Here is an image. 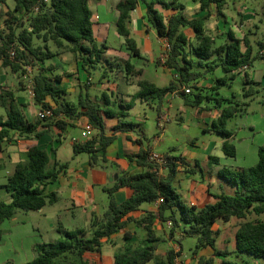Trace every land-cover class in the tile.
Here are the masks:
<instances>
[{"label": "trees", "instance_id": "16d2710c", "mask_svg": "<svg viewBox=\"0 0 264 264\" xmlns=\"http://www.w3.org/2000/svg\"><path fill=\"white\" fill-rule=\"evenodd\" d=\"M12 1L14 9L4 19L3 29L0 30V60L3 67L10 73L20 74L19 78L24 77V68L40 67L32 80L35 91L34 100L41 109L53 108V117L35 122L28 121L15 92L3 88L0 93V106L5 108L6 117H0V145L4 141H12L16 134L20 137L32 136L39 139L44 135V132L38 131L39 126L42 124L49 126L45 122L56 120L54 124L62 131L72 126V123L61 121L59 119L61 116H65L70 121L85 116L97 134L84 143L75 142L73 151L75 155L90 154L91 163L95 164L99 150L105 153L108 146L115 141L117 134L134 131L136 125L121 120L113 128V135L106 136L105 118L125 117L126 112H114L110 108L103 109L93 103L88 94L80 96L78 104L63 99L66 91L60 87L62 77L49 76L48 72L55 68L53 65L45 66V63L60 53L70 52L90 75L91 70L98 69L104 63L110 68L123 69L126 76L141 77L144 71L137 70L130 61L116 64L106 57L109 47L106 43H98L95 37L89 0ZM193 1L199 4L202 11L211 12L214 6L219 15H223V11L229 4V0ZM142 4L146 7L147 22L160 38L167 40L170 47L165 66L179 74L183 85H190L203 76L200 72L194 71L196 63L186 53L187 47H189V53L199 60L197 65L209 62L214 57L218 59L219 62L214 66L207 64L209 72L221 68L224 74L223 77L215 80L213 90L216 92L227 86L237 76H242L239 71L244 66H252L254 60L258 58V56L254 57L251 40L247 37L239 39L231 31L227 33L225 43L216 47L215 40L206 34L208 15L187 18L182 12L185 10L184 5L176 4L175 1L121 0L116 6L119 12L117 32L124 37L127 49L135 58L142 59V55L136 41L131 37L128 24L132 12ZM158 4L166 10L172 9L178 13L166 18L157 10ZM185 28L194 32L195 43L191 42L186 35ZM36 41L41 43L37 44ZM52 45L55 47L54 50L51 48ZM243 77L245 84L250 85L249 75L244 73ZM137 85L140 88L139 92L132 96L129 105H121L124 110L132 109L138 99L153 97L162 101L167 95L178 91L174 83L161 88L149 80L140 79ZM179 95L193 107H199L208 98L198 93L192 101H189L186 99L185 92H179ZM249 96V93L245 92V97ZM48 98L55 101L56 107L47 103ZM216 102L218 107H222L225 102L229 103V106L222 108L220 116L213 122V129L225 139L224 154L235 158L236 148L230 143L234 132L228 129L227 124L237 114L238 109L232 106V102L228 99L220 98ZM81 108L85 111H80ZM149 155V151H143L138 155H128L130 161H137L150 171L135 175L124 174L112 188H105L110 197L109 209L102 218H93L90 237H87L88 231L85 229L68 231L65 237L54 243L35 246L37 256L26 264H92L85 259L86 253L100 252L103 240L124 228L125 218L129 214L138 211L143 204L155 202H159L160 220L172 223L171 236H174L181 223L187 225L184 230L186 235L195 237L197 240L194 255H198L201 250L209 247L213 249L214 255L227 257V253L217 247L221 231L215 228L216 223L218 221L229 223L234 218L244 220L235 236L236 251L264 264V221L248 220L251 215L259 217L264 214V146L258 150L257 164L221 169L220 177L235 190L232 194L223 192L216 195L217 202L202 209L187 204L173 186L177 172V164L173 162V158L165 157L170 176L164 178L158 173V165L149 160ZM27 156L26 162L16 165L4 186L7 192L11 193L12 200L10 203L0 202V224L11 219L18 211H39L46 205L56 202V194L46 195L45 186L49 182H55L68 165H60L56 162L53 168H49V154L37 145L28 149ZM103 159L106 160L105 156ZM176 160L183 162L182 158ZM189 171L194 173L192 169ZM121 188H130L134 194L119 205L114 199V194ZM154 218L153 214H149L144 219L148 245L139 249L128 248L125 252L116 255L115 264H148L150 262L177 264L182 250L178 252L170 250L165 257L156 253L159 239L153 228ZM222 264L253 263L245 260L243 263L224 261Z\"/></svg>", "mask_w": 264, "mask_h": 264}, {"label": "crops", "instance_id": "0c3cea01", "mask_svg": "<svg viewBox=\"0 0 264 264\" xmlns=\"http://www.w3.org/2000/svg\"><path fill=\"white\" fill-rule=\"evenodd\" d=\"M120 1L121 0H95L94 2L89 0L93 17L95 15L100 17L99 21L94 23L95 37L98 43L108 44V51H115L116 49L126 47L124 37L120 36L117 32L119 12L117 11L116 6ZM230 2H232V0L229 1L228 5H230ZM259 2L260 0H234L235 8H237L241 20L244 21L245 26H253L255 34L258 30V26L255 24V22L259 18L257 9ZM179 3L184 5L185 9L187 10L197 11V14L193 15V18L207 15L210 16V18H212L214 15L224 18L225 14H227V11L225 12L224 10L223 15H219L214 6L212 7L211 12L202 11L199 4L193 0H179ZM251 3H253V6H250ZM261 7L264 6L261 5ZM156 8L166 18L178 13V11L172 9H164L160 4H158ZM13 9L14 2L11 10ZM111 12L113 13V17L116 21L115 29L109 27L108 25V19L110 20L111 17L109 14ZM104 14L107 15V18L105 19ZM262 16H264V14ZM262 20L263 19H261V21ZM216 22L219 29L221 30V26L224 25L223 19H217ZM146 24H148L146 20V10L142 9L140 5L132 12L128 28L130 30L131 37L136 41L137 46L141 51L142 58L147 54L151 59H153L154 57L159 56V53H161L167 43L165 39H162L158 36L157 32L153 28H145ZM184 32L189 37V39L195 35L193 34L190 36L186 31ZM231 32H233L239 39H243L245 37L249 38L246 32L242 35L234 32V30ZM154 37L156 38V43L154 42ZM143 42L144 46L141 47L140 43ZM51 48L53 49L52 46ZM260 60L263 61L262 59ZM130 62L136 67L137 70L142 69L144 71L143 75L146 76L143 78L142 75L139 80H149L161 88L168 87L171 83H174L177 86L178 91L167 95L162 101L153 97L147 99H138L136 100L134 107L127 111L124 110L121 105L127 106L130 104L132 96L137 94L140 90L138 85L127 86L126 90L121 95L122 97H117L115 95L116 98H114L113 95H108L102 90L99 94L98 90H100L104 83L101 81L99 82V79H97V73H95L94 70H91L90 75L82 67L81 63L76 60L72 53H60L45 63V66L53 65L55 68V70L48 72L49 76L59 75L62 77V83L60 87L66 91V95L63 97V99L74 104H78L80 96H86L88 94L90 100L103 109L110 108L114 112H126L127 116L125 117L105 118L106 136L113 135V128L121 120L128 123H134L136 128L131 132L117 134L115 141L110 146H108L105 153L100 150L97 152L98 158L95 164L91 163V155L88 153H81L78 155L74 154V143H84L87 140L80 139L77 136L71 137L68 157L62 158L60 156V150L63 146V141L66 140L67 137L74 135V128H79L82 135L84 126L89 121L85 116H81L80 118L73 121H70L65 116H61L59 118L61 121L72 123V126H68L64 131L60 130L54 124L56 122V120H54L48 123L45 122V124H48L49 126H44L43 124L39 126L38 131L44 132V135L39 139H36L32 136L20 137L18 134H16L14 135V139L12 141H4L1 143L0 188L6 192L7 190L4 188V186L7 184L8 177L14 172V169L18 163L26 162L28 160L27 152L28 149L33 145L39 146L40 149L45 150L49 154V168H53L56 162H58L60 165H68L67 169L58 176V179L55 182H49L45 186V194L49 195L55 193L56 202L51 205H46L39 211H32L43 214L47 218L45 211L48 206H61L62 208L60 209V212L65 215V220L61 221V215H56L55 219H57V227H54L53 225V229L55 231L51 233V236L47 237V239L41 237L40 242H36L34 240L31 242L27 240L26 231L21 233L18 237L17 243H15L14 246V257L16 264H26L33 261L37 256L35 246L54 243L60 238L65 237V234L68 231L85 229L88 231L87 237H90L92 234L91 224L93 218H102L109 209L110 197L105 191V188H112L117 183L118 179L124 174L135 175L150 171L149 168L138 164L137 161H130L128 155H138L143 151H149L150 153H155L160 156L172 157L173 162L177 164V172L173 180V186L187 204L198 209H202L207 205L215 204L217 202V199L215 198L216 195H219L223 192L230 194L234 192L235 188L220 177L221 169L224 167H245V165L253 166L257 164L255 155L257 154V149L260 147H252V145L246 141L241 146L243 152H241L242 150L239 151L237 146V155L243 153L242 156H244L242 163H237V161L234 162L230 160L232 158L227 157L224 154L223 144L225 139L219 133L213 131V128H211L213 127V122L220 116L221 110L223 108V106L218 107V105L215 103L217 99H210L208 97L207 100H205L199 107H193L189 103H186L184 98L179 95V92L183 93L186 88H190L192 90L191 84L183 85L180 81H175L173 78L177 73L175 70H171L166 66H161L164 74L162 77L167 79V77L171 76L172 80L170 84L166 86H160L153 78H149L153 76L151 67L140 66L134 61ZM153 63L154 62L152 60L151 64ZM220 70L221 68H216L214 72L207 75L208 77L205 81L195 82L201 86H211L213 88L215 85L214 81L218 78H221V76L215 78L214 73L220 72ZM148 73L149 77L147 76ZM246 73L249 75L248 79L252 84L255 82L257 83V80L259 79H254V75L251 77L249 70ZM223 75L224 74L222 71V77ZM260 81L264 83V78ZM32 83L33 81L27 82L24 77L19 78L18 75H10L9 70L3 67L2 61L0 60V93L3 88L13 90L18 103L22 105L23 111L28 121L35 122L39 120L37 114L41 110V106L36 104L34 98H32L30 95V86ZM227 87L231 86L228 84ZM212 91L213 92L210 93V96L214 97L216 95L218 98L229 100L228 96L221 94L222 88L217 92L213 89ZM196 94L198 93L193 94L192 91L191 95L186 94V99L192 101ZM201 95L207 97L205 92H202ZM177 98H182L184 100V105L180 106L183 108V110H180L181 115L179 119L185 121L188 126H194L195 129L200 130L206 141H203V146L201 147L199 146L198 142H195V138L190 139L186 148L188 152L186 153L183 151L181 152V150L175 146L169 147V151H171V153H160L158 149L149 142L145 123L147 120H149L148 111L156 110L157 127L162 129L164 135L168 127L167 123L171 120V111L175 108V100H177ZM46 101L52 107H56V103L53 99L48 98ZM140 107H142V111L137 112ZM80 111L83 112L85 110L81 108ZM184 112H187L188 115ZM184 116H187L188 120H184ZM0 117H6V110L2 106H0ZM134 117H137V121H133ZM96 132L97 131L94 130L92 136L95 135ZM139 141L141 143H139ZM103 156H105L106 160L103 159ZM51 157H53L52 166L50 165ZM178 158H182L183 162L176 160ZM197 162H200V164L197 165ZM188 169H192L194 173L188 172ZM158 173L160 176L165 178L170 176V170L168 166L161 168ZM7 194L9 196V200L5 203H10L12 200L11 193L7 192ZM133 194L134 192L130 188H121L114 194V199L117 204L121 205L130 197H132ZM149 214H153L155 216L153 219V228L159 239L158 249L156 251L158 255L165 257L170 250H175L177 252L182 250L180 257L186 261L185 264H200V257L206 255L213 257L214 251L209 247L201 250L198 254V257L195 256L193 252L195 247H192L190 248L192 251V256L186 257L184 252V242L186 239H190L191 237L185 236L183 242L178 241L176 243L174 240L178 238L177 235H180V228H178L174 233V238L169 240L172 229L168 228L169 222H163L160 220L159 202H155L152 204H143L138 211L129 214L125 218L126 225L124 228L113 234L110 238H105L103 240V246L100 252L86 253L84 255L85 259L89 260L92 264H115L116 255L125 252L129 247L137 246L143 243L148 245L147 232L144 228L143 219ZM15 215L11 219H13ZM219 222L223 221H218L216 226L219 224ZM182 226L187 225L181 223L180 227ZM216 226L215 228L219 229ZM28 232L34 233L33 231ZM30 237L32 238V235ZM193 239L197 243L196 238L193 237ZM176 245H178L179 248H177ZM148 264L154 263L150 262Z\"/></svg>", "mask_w": 264, "mask_h": 264}, {"label": "rangeland", "instance_id": "374dc122", "mask_svg": "<svg viewBox=\"0 0 264 264\" xmlns=\"http://www.w3.org/2000/svg\"><path fill=\"white\" fill-rule=\"evenodd\" d=\"M91 1L95 2V0H91ZM167 1L172 2V0H167ZM173 1H175L176 4H180L179 0H173ZM12 5H13L12 0H0V27H2V29H3L4 19H6L8 13L12 11L11 10ZM261 5L264 6V0H260V2L257 5L259 18L255 22V24L258 26L257 27L258 30L256 34L254 32L253 26L251 25L245 26L244 21L241 20L237 8H235L234 0H232V2H230V5H228L227 8L225 9V12L227 11V14H225L224 18L218 15L217 16L214 15L213 17L211 16L212 18L208 16V19L206 21V34L210 35L215 40L216 47L225 43L227 39V33L229 30L231 31L234 30V32L239 33L240 35L246 32L247 36L249 37L253 45L254 57L258 56V58L254 60L253 65L249 69L250 76L253 77L254 75V79H259L257 80V83L255 82L253 84L251 83L250 85H247L244 82V77L237 76L233 81H230L228 83L231 87L224 86L222 87V91H221L222 95L229 97V101L232 102L231 105L238 109L237 114L234 117H232L227 124L228 129L234 132V137L230 141V143L235 146L236 152H237V146L239 148V151L242 150L241 152H243L241 146L244 144L245 141L251 144L252 147L255 146L259 148L261 146H264V83L260 81L261 79L264 78V62H263L264 61V16H262L264 14V7H261ZM250 6H253V3H251ZM141 8L146 10L144 4L141 5ZM182 12L187 18H193V15L197 14V11L187 10V9L183 10ZM109 15L111 17L110 20L108 19V25L109 27L115 29L116 21L115 18L113 17L114 15L112 12ZM104 16H105L104 19L107 18L106 14H104ZM220 18L223 19V23H224V25L221 26V30L219 29L216 22L217 19ZM261 19L263 20L261 21ZM145 28L151 29L152 27L148 23L146 24ZM184 31H186L190 36L194 34L193 31L189 28H185ZM190 40L191 42L195 43L196 41L195 35L192 36ZM154 42L155 43L157 42L155 37H154ZM36 43L40 44L41 42L36 41ZM166 43L167 45L164 46V49L161 51V53H159V56L154 57L153 59H151L150 56L147 54L142 59H137L132 56V53L130 52L129 49H127V47L116 49L115 51H107L106 57L110 58L116 64L119 63L124 64V62L126 61H134L137 62L140 66L151 67V70L153 71L152 73L153 76L149 77V73L147 76L149 78H153L160 86H166L170 84L172 80L171 76L167 77V79L162 77L164 76V74L161 66H165V61L167 60V56L170 51V47L168 45L167 40ZM140 45L141 47H143L144 42L140 43ZM52 47L53 49H55L53 45ZM186 49H187L186 53L193 59L192 61L196 63L194 71L203 74V76L198 81L199 82L205 81L208 77L207 75L214 72V71L209 72L207 70V64L209 63L211 66H214L217 62H219L218 59L214 57L209 62H203L202 65H197L199 60L193 57L191 53H189V47H187ZM261 57H263V59ZM260 59H262L263 61H261ZM152 60L154 62L153 64H151ZM39 68H40L39 66L34 68L33 67L24 68L23 76L27 80V82L33 80L35 74L39 72ZM94 71L95 73H97L98 76L97 79H99V82L101 81L102 83H104L101 86L100 90H98L99 94L101 93L102 90L105 91L108 95H113L114 98H116L115 95L117 97L119 96L122 97L121 95L126 90V87L129 85H137V81L140 78L136 75H132V76L127 75L126 77L123 69L119 67L110 68V66H107L105 63L101 64L98 67V69ZM9 74L14 75L10 72ZM18 75L20 76V74ZM145 76L146 75H143V78ZM219 76L222 77V69L220 70V72L214 73L215 78ZM173 78L175 79V81H180V76L178 73H176ZM191 88L193 94L205 92L207 97H209L210 99H220L216 95L214 97L210 96V93L213 92L212 91L213 88L211 86H201L196 82H192ZM245 92H248L250 96L245 97ZM215 103L217 104L216 101ZM183 105H184V100L182 98L180 99L177 98V100H175V108L172 109L171 111V120L167 123L168 127L164 135L162 129L157 127L156 110L148 111L149 120H147L145 123L147 127L149 142L152 143V145L155 146L160 153H171V151H169L170 150L169 147L171 146H175L176 148H179L181 152L183 151L184 153H186L188 152L186 148L190 139L195 138V142H198L199 146L201 147L203 146V141H206L200 130L195 129L194 126L191 127L188 126L185 123V121L179 119L181 115L180 110H183V108L180 106ZM226 106H229L228 102L224 103L223 108ZM139 111H142V107H140L137 112ZM185 114L188 115L187 112ZM184 120H188L187 116H184ZM133 121H137V117H134ZM213 131L215 130L213 129ZM73 134L74 135L67 137V139L63 141V146L60 150V156L62 158L68 157V152L70 148L69 144L72 136H77L80 139H85L82 137L81 130L79 128H74ZM95 135H93L92 137H94ZM242 155L243 153L236 155L235 159L232 158L230 160L234 162L237 161V163H242L244 158V156ZM256 159L258 162V151L257 154L255 155V160ZM50 165L51 166L53 165V157H51ZM156 165H158L159 170L167 166V164L161 165L158 163H156ZM189 170L191 169H188V172H190ZM0 179H1V175H0ZM8 200H9V196L7 192L2 188H0V202H8ZM61 208H62L61 206H48L45 211V213L47 214V218L45 217V215L39 214L38 212L18 211L13 219L2 222L0 224V264H7V263L16 264V260L14 257V246L15 243H17L18 237L21 233H24L26 231L27 232L26 239L31 242L32 240L36 242H40L41 237H43L44 239L50 237L51 233L55 231L53 229V225L54 227H57V219H55V216L60 214L61 221L65 220V215L62 212H60ZM256 219L264 221V214L259 217L256 215H251L248 218V220H256ZM243 222L244 220H239L236 218H234L230 223L219 222V224L216 226L217 228L221 229L220 230L221 234L220 237L218 238V247L221 251L227 253V257L216 256V255H213V257H209L208 255H206L199 258V263L222 264L224 261H235V262L243 263L245 260H249L253 264H262V262L255 261L253 258L239 254L236 251L235 236L239 226ZM186 227L187 226L180 227L179 229L180 235H177L178 238L174 240L176 243L178 241L183 242L185 236L188 237L184 231ZM168 228L172 229V226L169 225ZM28 231H33L34 233H29ZM29 235L30 236L32 235V238ZM172 238H174V236L169 237V240ZM195 244L196 242L192 237L190 239L188 238L185 240L184 252L186 257L192 256V251L190 248L195 247ZM141 245L145 246L146 244L143 243L129 248L139 249L142 247ZM176 247L179 248L178 245H176ZM195 256L198 257V255ZM200 260L202 262H200ZM177 262L178 264L186 263V261L181 257L178 258Z\"/></svg>", "mask_w": 264, "mask_h": 264}, {"label": "built area", "instance_id": "2783aa9c", "mask_svg": "<svg viewBox=\"0 0 264 264\" xmlns=\"http://www.w3.org/2000/svg\"><path fill=\"white\" fill-rule=\"evenodd\" d=\"M45 2H48V0H45ZM100 19V17L98 15H95L92 20L94 23L98 22ZM2 29V27H0V30ZM13 54V53H12ZM251 66H244L239 72L242 74L246 73L249 69H250ZM185 94H191L192 93V90L190 88H186L184 90ZM30 95L32 96V98H35V91H34V85L33 83L31 84L30 86ZM38 118L40 120H45V119H49L51 117H53V108H47V109H41L38 114H37ZM94 131V128L93 126L91 125V123L88 121L85 126H84V129H83V133H82V136L83 138L85 139H90L92 137V133ZM149 160L153 163H158V164H161V165H164L167 163V159L164 157V156H160L158 154H155V153H150L149 155ZM170 226H172V223L169 222L168 223Z\"/></svg>", "mask_w": 264, "mask_h": 264}]
</instances>
